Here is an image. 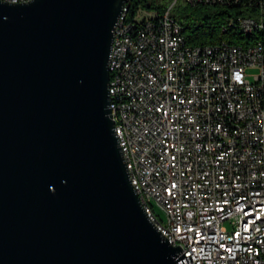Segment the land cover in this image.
Wrapping results in <instances>:
<instances>
[{
  "label": "water",
  "instance_id": "obj_1",
  "mask_svg": "<svg viewBox=\"0 0 264 264\" xmlns=\"http://www.w3.org/2000/svg\"><path fill=\"white\" fill-rule=\"evenodd\" d=\"M127 0H0V264H180L115 132ZM194 264V263H191Z\"/></svg>",
  "mask_w": 264,
  "mask_h": 264
},
{
  "label": "built area",
  "instance_id": "obj_2",
  "mask_svg": "<svg viewBox=\"0 0 264 264\" xmlns=\"http://www.w3.org/2000/svg\"><path fill=\"white\" fill-rule=\"evenodd\" d=\"M177 1L132 16L127 0L115 26L110 106L129 175L180 264H264V39L188 43ZM183 1L242 9L224 31L264 27V0Z\"/></svg>",
  "mask_w": 264,
  "mask_h": 264
},
{
  "label": "trees",
  "instance_id": "obj_3",
  "mask_svg": "<svg viewBox=\"0 0 264 264\" xmlns=\"http://www.w3.org/2000/svg\"><path fill=\"white\" fill-rule=\"evenodd\" d=\"M171 1V0H170ZM168 0H130L129 11L133 16L139 7L148 11H163L169 6ZM184 8H175L172 6V13L183 23L186 41L191 44L214 43L221 39L236 40L248 43L255 38L264 39V29L256 30L250 34H243L239 27L232 26L222 30V26L227 22L230 15H236L243 12L236 6L225 4H186Z\"/></svg>",
  "mask_w": 264,
  "mask_h": 264
},
{
  "label": "rangeland",
  "instance_id": "obj_4",
  "mask_svg": "<svg viewBox=\"0 0 264 264\" xmlns=\"http://www.w3.org/2000/svg\"><path fill=\"white\" fill-rule=\"evenodd\" d=\"M166 1V0H165ZM168 1V0H167ZM170 1V0H169ZM174 2V0H171L170 3H169V6ZM186 4L183 0H178L176 3H175V8H181V9H185L187 10L188 8H186ZM257 68H249L248 69V72L249 73H257ZM253 78V77H251ZM155 210L156 212L161 216L162 219L166 220L167 218V215H166V212L160 208L159 206H155ZM228 226H230V224L228 223Z\"/></svg>",
  "mask_w": 264,
  "mask_h": 264
},
{
  "label": "bare ground",
  "instance_id": "obj_5",
  "mask_svg": "<svg viewBox=\"0 0 264 264\" xmlns=\"http://www.w3.org/2000/svg\"><path fill=\"white\" fill-rule=\"evenodd\" d=\"M212 5V4H211ZM264 27H261L260 29L259 28H240V30L242 31L243 34H250L256 30H263ZM109 68H110V78H111V63H109ZM109 93H110V96H111V81H109ZM125 161H126V158H125Z\"/></svg>",
  "mask_w": 264,
  "mask_h": 264
}]
</instances>
